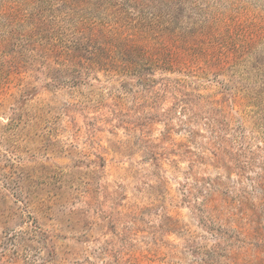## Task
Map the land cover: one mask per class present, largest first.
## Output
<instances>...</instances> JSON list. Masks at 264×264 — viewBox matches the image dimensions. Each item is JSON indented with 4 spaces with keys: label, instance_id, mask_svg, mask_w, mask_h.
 <instances>
[{
    "label": "rangeland",
    "instance_id": "obj_1",
    "mask_svg": "<svg viewBox=\"0 0 264 264\" xmlns=\"http://www.w3.org/2000/svg\"><path fill=\"white\" fill-rule=\"evenodd\" d=\"M0 264H264V0H0Z\"/></svg>",
    "mask_w": 264,
    "mask_h": 264
}]
</instances>
